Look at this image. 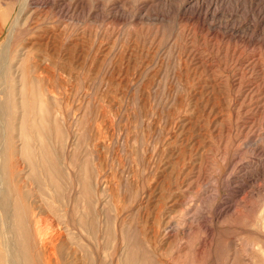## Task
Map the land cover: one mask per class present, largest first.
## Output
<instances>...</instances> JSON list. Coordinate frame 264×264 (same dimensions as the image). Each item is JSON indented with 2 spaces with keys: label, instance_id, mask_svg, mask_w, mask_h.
<instances>
[{
  "label": "rangeland",
  "instance_id": "1",
  "mask_svg": "<svg viewBox=\"0 0 264 264\" xmlns=\"http://www.w3.org/2000/svg\"><path fill=\"white\" fill-rule=\"evenodd\" d=\"M192 1L29 0L0 66L15 264H264V0Z\"/></svg>",
  "mask_w": 264,
  "mask_h": 264
},
{
  "label": "bare ground",
  "instance_id": "2",
  "mask_svg": "<svg viewBox=\"0 0 264 264\" xmlns=\"http://www.w3.org/2000/svg\"><path fill=\"white\" fill-rule=\"evenodd\" d=\"M28 2H29V0H24V2L22 3V5H21V8H20V10H19V13L15 16V18L13 19V21L7 26V27H9V39H7V43L6 44H4L3 45V47L0 49V57H1V55L3 54V51H5L6 50V54H4V59H3V61H2V63L3 64H0V66L2 65V66H4L5 67V65L6 66H8V63H9V57H10V54H9V51H10V49H9V42H10V37L12 36V34H13V32H14V30L16 29V27H17V25H18V22H19V20H20V18H21V16H22V14L24 13V10H25V8H26V6H27V4H28ZM192 3H194L195 5H192V7H193V10L195 11V14H196V16L198 17V18H200V17H202L203 15H201V14H199L198 12H197V10H195L198 6H199V1H197V0H193L192 1ZM190 8V7H189ZM195 16V17H196ZM0 63H1V61H0ZM1 68V67H0ZM3 69V68H2ZM5 69V68H4ZM4 72V71H3ZM6 72V71H5ZM4 72V73H5ZM1 73V72H0ZM3 74V73H2ZM4 75V74H3ZM0 76H2V75H0ZM1 105V104H0ZM5 123V122H4ZM7 123V122H6ZM0 124H3V122H0ZM1 128H2V125H1ZM1 149V148H0ZM7 182V181H6ZM8 183V182H7ZM2 184V183H1ZM0 184V190H1V188H2V186L4 185V183H3V185H1ZM14 194V193H13ZM16 199V198H15ZM15 199H14V201H15ZM13 201V200H12ZM11 201V202H12ZM11 204V203H10ZM7 205H8V203H7ZM10 206V205H9ZM8 207V206H7ZM10 210H12L13 208L10 206ZM8 210V209H7ZM13 211V210H12ZM28 212H29V210H27ZM11 212V211H10ZM19 214H20V212H18ZM17 213V214H18ZM18 214V215H19ZM27 215H28V217H29V214L28 213H26ZM1 215V214H0ZM16 215V214H15ZM26 215V216H27ZM2 216V215H1ZM0 216V217H1ZM3 218V217H2ZM18 218V217H17ZM20 218V217H19ZM28 218H26V220H27ZM19 220V219H18ZM20 221L21 220H19L18 222L20 223ZM28 221H30V220H28ZM28 221H26L28 224H29V222ZM5 222H7V221H5ZM4 221H3V219H1L0 218V236L2 237V239L3 240H1V242H3L4 241V243H3V245H5L4 247H5V249H6V251L8 252L7 254H6V256H4V264H15V260H14V257H13V255H12V252L15 250V247L13 246V244H12V249L14 248V250H12V252L10 251V247H9V239L10 238H8V235L10 234L9 233V231H8V228L10 227H8V225L5 223ZM10 222H12L11 220H10ZM17 222V223H18ZM32 222H33V219H32ZM32 222H30L31 224H30V227H34V222H33V225H32ZM26 223V224H27ZM90 224V223H89ZM18 225V224H17ZM32 225V226H31ZM23 226V225H22ZM13 227V226H12ZM25 227V226H24ZM23 227V228H24ZM26 228V227H25ZM27 229V228H26ZM28 229H30L29 227H28ZM27 229V230H28ZM33 228H31V230H32ZM9 230L11 231V228H9ZM23 231H26L25 229L23 230ZM33 232H34V230H32ZM19 232V231H18ZM31 231H27V233H30ZM9 233V234H8ZM11 233H13L12 231H11ZM25 233V232H24ZM37 233V230L35 231V233L34 234H32L33 235V238L31 239L32 241H34L33 239L35 238L34 237V235L37 237V235H38V233ZM30 235V234H29ZM40 235V234H39ZM26 236H28V235H25V238H26ZM19 237V236H18ZM39 238L40 237H42V235H40V236H38ZM38 238V239H39ZM27 239V238H26ZM29 239V238H28ZM44 239V238H43ZM56 239H58V238H56ZM59 239H60V237H59ZM58 239V241L57 240H55V241H57V242H59L60 240ZM21 240H23V239H21ZM30 240V241H31ZM36 240V243L37 242H39V240L37 241V238L35 239ZM11 242V241H10ZM13 242V241H12ZM28 242L29 241H27V244H28ZM41 242H44L45 243V241L43 240V241H41ZM57 242H55L54 244H56ZM31 244H32V242H30ZM51 243V242H50ZM50 243H47V244H50ZM53 243V242H52ZM51 243V244H52ZM41 244V243H40ZM43 244V243H42ZM46 244V243H45ZM58 244V243H57ZM63 244V243H62ZM8 245V246H7ZM29 245V244H28ZM34 247L37 245V244H32ZM60 245V244H59ZM31 247V245H30V248L29 249H33V251H35L34 250V247ZM45 245H42V247H44ZM62 246V245H61ZM64 246V245H63ZM48 247H50L49 245H48ZM47 247V248H48ZM57 247V246H56ZM39 248V247H38ZM38 248L36 249V251L38 250ZM41 248V247H40ZM51 248V247H50ZM44 249H46L45 247H44ZM52 249V248H51ZM17 250V249H16ZM28 250V249H27ZM50 250V249H49ZM52 250H54V249H52ZM51 250V251H52ZM60 250V249H59ZM31 251V250H30ZM35 251V252H36ZM40 251V253L42 252V250H39ZM39 251H37L38 252V257H39ZM44 251H46V250H44ZM48 251V250H47ZM47 251L46 252H44V253H47ZM55 251V250H54ZM1 252V251H0ZM4 253V252H3ZM2 253V254H3ZM6 253V252H5ZM28 253H29V251H28ZM43 253V252H42ZM41 253V254H42ZM42 254V257H39L38 259V261H41L43 264H51V261H52V258H51V256H52V254H53V252H51L52 254H51V256H50V253H49V255L47 254ZM13 254H14V252H13ZM18 255H19V252L17 253ZM34 254H36V253H34ZM34 254H33V256H34ZM5 255V254H4ZM20 256V255H19ZM28 257H30L31 258V256H29V254L27 255ZM32 256V258L31 259H29L28 260V262H31L32 263V261H35V260H32V259H34V257ZM37 256V254L35 255V257ZM53 257V256H52ZM22 259V257L20 258V260ZM1 260V259H0ZM18 260H19V258H18ZM22 261V260H21ZM17 263V262H16ZM22 263V262H21ZM37 263V262H36ZM35 264V263H34ZM37 264H39V263H37Z\"/></svg>",
  "mask_w": 264,
  "mask_h": 264
}]
</instances>
